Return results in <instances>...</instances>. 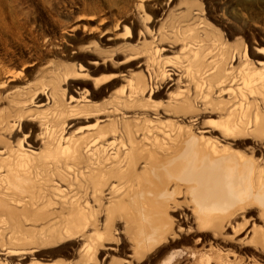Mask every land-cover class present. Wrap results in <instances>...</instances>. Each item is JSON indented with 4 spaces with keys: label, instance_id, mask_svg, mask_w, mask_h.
Listing matches in <instances>:
<instances>
[{
    "label": "rangeland",
    "instance_id": "374dc122",
    "mask_svg": "<svg viewBox=\"0 0 264 264\" xmlns=\"http://www.w3.org/2000/svg\"><path fill=\"white\" fill-rule=\"evenodd\" d=\"M262 2H264V0H0V134L1 132L3 134L5 132L9 133L8 136H6L7 134H1L3 136L0 135V144L3 141L0 145V153H4L3 156L0 155V170H6L8 169V167H10L11 170V168L17 166L20 170L19 172V170L17 169L19 173H9V170L8 173L11 175L5 172L4 175H9H7L8 177L4 176L5 179H10L11 181L9 182V180H7L9 188L7 191L5 190V193L10 192L11 196H14L15 193L16 196H19L21 199L16 196H14V199L19 198V200H26V203H28L27 206L30 207V210H34V208H36V206L31 207L29 204L32 196L36 195L35 192H38V194L36 195L38 199L40 196H44L41 195V192L46 191L45 189L49 188V186H57L58 182L61 185H58L59 188L55 187L57 192L56 194H54V192L52 191L54 188H49V190L52 191L49 192L51 198H55L53 199V203L55 202L56 198L59 201L61 200L60 198L63 196L62 193L65 195L64 189H67L65 196H70L74 192H78L79 194H77L81 195V192H83V187H81V185L84 186L83 184L86 183L89 175V171L86 169L85 164L83 165L81 163L84 160V156L82 155L85 154L83 144L85 143L84 141L86 140V138L84 136L85 134L89 133H91L89 136L93 135L98 130V126H102L109 120L110 121L108 122V126H110V124L115 119V123H113L116 126L120 125L119 122H121L123 119L120 118V114H123V111L120 110L121 113H117L118 110L112 111V108H110L114 106L113 104H115L116 101L117 103L115 105H118L119 102L126 100L128 102L130 100V104H134V101H139V104L135 103L138 104L135 105V107L133 105H128V107H134V109L127 108L125 110V113L122 115L123 117H125L126 115L130 117L131 119H129L133 121L134 124L136 123V126H138L139 124V127H142L143 122H145L144 120L150 121L151 119H154V121H150L152 124L155 122V125H158L160 128L164 127V129L166 130L165 132V130L162 129L164 130L163 133L161 130V132L153 130L155 132V134L153 135L147 132L146 129L141 130V133L138 132L135 135V140L143 142L144 138L145 141L143 142V144H147L145 142L150 143V140H148L149 137L152 138V136H155L156 133H158V135H156V138L162 140L163 142L166 141L163 139L166 137V134L170 133L169 130H171L170 134L177 132L173 130L174 128L168 129L167 127V125L169 126L171 125V123L174 124L173 121L177 123V126L179 124L180 126H183L182 122L184 126H187L188 123L190 125V121H192L191 112H189L188 110H177L176 112L174 110V106L176 107V104L178 105L185 98H188L185 97V92H187L189 98L194 96V93H196L198 89L195 86L197 83L203 82L206 77H208L209 80L206 79L208 81L205 80V83H208L212 79L217 78L220 75V70L224 69V67L225 69H228V67H230L231 69L233 68L236 73H239L238 70H240L243 67V64H246L247 62H250L253 68H264V7H262L261 5ZM256 4L258 5L256 6ZM160 39L162 41H160ZM159 48L162 51H160ZM258 52H261V54H259ZM196 53L198 54V57L194 55ZM245 53H247V55H245ZM199 54H201L200 57ZM149 55H152L154 59H156L157 63L154 62L155 60L152 59V56L150 57ZM193 58H197V60H194ZM201 58H204V60H201ZM190 61H194V64H191L192 62L189 63ZM219 62H223V64H220ZM155 63L156 65L158 64V66L159 64H161L159 66V70L164 63L165 69L163 67L161 68L162 70H168L171 68L170 66H177L180 69L181 73L186 74H181L183 78H181V75H179V78L175 76L170 77V79H175L173 82L174 85L168 87L165 90L166 93L165 91H161V93L163 94L160 93L152 95L150 96V99L148 95H145V93L141 94L143 95L142 98L139 95L140 93L135 94L134 97V94L132 92L137 85L136 82H138V84L144 81L148 82L147 80H149L150 70L158 68V66L156 67ZM206 63L208 64L207 66H205ZM228 63H231V65L233 66L231 67ZM180 64L185 66H188L190 64L192 66H190L191 69H189L190 67L188 66L186 70V68ZM180 66H182L183 69L180 68ZM212 69H214L215 71ZM201 71L202 74H199L201 73ZM205 71H207L206 74ZM176 73L179 74L180 72ZM203 74H205V78L204 76L201 77V75ZM142 76H144V78ZM195 76H197V78ZM194 78L199 79L195 80ZM137 79H140L141 82L140 80L137 81ZM191 79L193 80L191 81ZM156 90H158V88ZM206 90V88H203L202 92H204L203 94L208 93V99L214 98L226 100L227 96L229 97V92L227 94H221L222 96H217V88L213 89L212 91L207 90L210 93ZM205 91L207 93H205ZM127 92H129V94ZM182 92H184L183 94L185 95L180 96ZM197 92L202 94V92H200L199 90ZM130 93L136 100L131 99L132 97L129 96ZM123 96L125 97V99L120 100L119 98H124ZM55 98L57 100H55ZM140 98L145 101H142ZM169 98L171 99L169 100ZM176 98L178 99L176 100ZM179 98L180 102L177 103ZM147 99L151 100L149 101L151 103H147ZM55 101L60 102L59 104H54L56 103ZM152 101L154 102L152 103ZM110 102L112 106H108ZM145 102L149 104L148 106H151L150 108L153 110H151L149 107H146L147 105L144 104ZM158 103H162V109L159 107V109L156 110L152 107V104ZM170 103L175 105H170ZM141 104L143 107L140 106ZM58 105H60V107ZM102 105H104V107L108 109H106V112H104L105 110L103 109L104 107ZM198 105L200 104L198 103ZM144 106L148 110L145 109ZM82 107L83 109H81ZM163 107L170 110L167 109V111ZM96 108L100 109V111H98ZM102 109L104 111H102ZM20 111H23L24 113H19ZM38 111L41 113V115L40 113L38 115ZM163 111H167V113ZM110 112H113L111 113L112 115L110 114ZM161 112L168 115L165 116ZM182 112H184L185 114ZM216 112H218L216 113V116H202V121L204 120L208 122L206 126H204L205 128L203 129V132L210 131V128L218 129L215 126L207 127L209 123H216L219 121L218 117H222V115L219 114V111L216 110ZM171 113L172 117L169 115ZM16 114H18L19 116ZM177 114L178 117H176ZM36 115V119L39 120L35 119ZM59 115L61 118L59 117ZM70 115L71 118L69 117ZM105 115L108 117L111 115L112 119L106 120ZM14 116H18L17 121ZM111 116L109 118H111ZM32 117L33 119H30ZM142 117L144 118V120ZM183 117H186V119ZM19 118L21 122L18 121ZM43 118L48 119L44 120ZM57 119L60 120L61 123H58ZM118 119H120L121 121H119ZM34 120L37 122H35ZM40 120L43 123H47L44 124L46 125V127ZM142 120L143 122L141 124ZM176 120L181 123L178 124ZM10 121H13V123L16 125L14 126V124ZM25 121L27 122L25 123ZM62 121L66 124L62 125ZM101 121H104V123L100 124ZM116 121H119L118 125ZM4 122H6V127L4 126ZM2 123L4 124L2 125L4 127H1ZM52 123H57V127H54L55 130L50 128ZM164 124H167L166 127ZM40 125L44 126L45 128L41 127ZM63 126L65 130H63ZM105 126H107V123ZM6 128L9 129H7L6 131ZM41 128L43 129V131ZM61 130H63L64 133H62ZM41 131L45 135H43ZM51 131H53V134H55V137H52L53 139L50 136V134L52 135V133L47 134ZM54 131H56V133ZM167 131H169V133ZM159 133L163 134L164 138H159L161 136ZM114 134L115 133L111 132L110 135H108V137H105L104 140H106V138L107 140L117 138L118 140H116V143L119 142V147H122V149L126 148L122 145L126 141L121 137L118 138L119 135L116 136L117 133L115 135ZM148 134L150 136H148ZM174 135H172V138L177 136V134L176 136ZM202 135L206 138L215 137L219 139V135L216 133H205ZM44 136L45 138L48 137V140L46 139L44 142H42L44 140ZM89 136H87V138ZM54 138L56 141L54 140ZM170 138L171 136L167 135V141ZM7 139H9V141ZM88 139H90V137ZM77 140L79 144L77 143ZM52 141L54 142V146L48 145L52 143ZM79 141H81V144ZM120 141H123V143H121V146ZM47 142L48 144H46ZM14 143L15 145L20 144V146L22 144V147H20L19 145L15 146ZM220 144L226 145V143L223 142H220ZM9 145L14 147V149L12 148L10 150ZM75 145L76 147H78L76 148ZM147 145L149 146L150 144ZM51 146L54 147L52 150L53 153L51 152ZM252 146L253 144L249 141L239 140L237 144L232 147V149L239 153L249 154ZM23 147L26 150H22L21 148ZM45 147L46 149L48 148L46 154ZM55 147L57 151L54 152ZM71 147L74 148L72 149ZM6 148H8L9 150H7ZM68 148L70 149L68 150ZM15 149L17 150L16 152H18L15 154V156L17 155L18 158L13 155L14 157H12V159L10 160V157L8 156H12L11 153H14ZM18 149H21V151L23 152ZM60 149H62L63 152ZM71 149L73 150V152ZM12 150L14 152H12ZM27 150L32 151H28L29 157L31 156L29 160H27L29 158L27 156L28 152L26 153ZM125 150L126 149H124L123 151ZM56 152L58 154H56ZM59 152L63 153L61 154L62 157L65 155L62 162V158L59 160ZM79 152H81V155ZM6 153L10 154L7 155ZM30 153L35 154L36 156L34 157ZM5 154L9 159L5 157ZM19 154L22 155L19 157ZM48 154H50L51 156H47ZM54 154H56L57 156ZM41 155L45 156L43 157ZM69 155H73L74 157L71 156V158ZM78 156H82V159H80ZM33 157L35 159H32ZM36 157L38 158L36 159ZM23 158H27L25 159L26 161L23 160ZM41 158L43 159V161ZM48 158H50V160ZM15 159L16 161L18 159V163L16 162L17 165L15 163ZM47 159L49 161H47ZM55 159H57V161H55ZM65 159L66 161L64 164L63 162ZM77 160H80L79 168H76V165L78 167V163L76 164V162H78ZM10 161L13 162L9 164ZM19 161H22L23 165ZM27 161L28 163H26ZM50 161L52 163L55 161L52 165H54L56 169L55 167H51ZM73 161L76 162L74 163ZM3 162L4 165H2ZM5 163L8 165H6ZM60 163H62V165ZM142 163L144 162L139 163L141 167L138 164V170H143L142 166L146 167V165H143ZM58 164H60V166H57ZM26 165L28 168L26 167ZM4 166H6V168ZM41 166L43 167L41 168ZM44 166H46L45 168H47L48 171L46 169L45 171H47L48 173H50L49 168H53L54 172H57L58 170L59 172L65 171L63 172L65 174H63L62 172L59 174L58 172L57 176L56 173L51 170L50 175L52 174L51 177H53V179L51 180L50 175L47 174V172H44ZM30 167L32 168V172L35 171V174L32 175ZM37 167L39 168L36 172L35 169ZM59 167L62 169L60 170ZM24 169L28 170V173ZM66 170L67 172H70H68L67 174ZM75 170H77V172L79 173L77 174ZM1 171L0 177L3 176V172ZM37 173L39 175L41 173L40 176L43 175L44 177L45 174L43 173H46L48 177H45L46 179L41 178L39 175L37 176ZM53 173L56 176H54ZM74 173L78 175L79 180ZM29 174L31 175V178ZM61 174L65 175L66 177L62 176ZM34 176H37L38 178ZM4 177H1L0 179L3 181ZM49 178L50 180H48ZM61 178L63 180H60ZM66 178L67 181H69V190ZM113 179L115 178L110 179L109 183H113L115 185L114 186L112 184L114 186V189H118V192L117 194H114V200H112V196V199L110 198V196H106L108 200L110 198V202H115L116 199L118 201V197H120L119 192L124 188L122 185H125L120 182H123V180L119 181L117 178L115 180ZM45 180L47 181L46 185L42 184L41 182L43 181V183H45ZM53 180L57 181V185L56 181L54 183ZM4 181L3 183L6 184L7 182ZM62 182L64 185L62 184ZM77 182H79L80 184H78ZM48 183L50 184L49 186H47ZM75 183L76 185H79L78 187L80 188L75 186ZM180 183L183 184V182ZM15 184H17L18 186ZM41 184L42 187L44 185V188H42L44 190L40 189ZM65 184L67 187H65ZM14 185L15 190L14 187H11ZM19 186H21V189ZM116 186L120 187L121 190L120 188H116ZM60 187L62 189H60ZM80 189L82 191H80ZM10 190L13 192H11ZM14 191L19 193V195H17V193ZM29 191H33L34 194L32 192L30 193ZM27 192L29 195H31V199L30 196L29 198L27 197ZM58 193L62 196L58 195ZM52 194H54L55 197L52 196ZM2 195H0V197H2ZM4 195L10 196L9 194ZM11 196L5 198L3 197V199L0 198V222L2 221L0 224H3L4 216L6 215V218L4 220L5 226L0 225V231L2 229H5V231L2 230L5 235H3V232L1 231L2 236H0V238H5V236H7V239L5 238L4 240H0H6V242L8 240V243H13V245H9L8 243L5 244L7 246L9 245V247H11V250L3 244L5 242H0L5 246V248L10 250L9 252L14 249L12 248L13 246H16L15 250H13L14 252L16 250L19 251V249L21 248L18 247H23L25 245V243L24 245H22L23 243L21 244V242H24V240L26 241V243L28 241L31 242V240L34 241V239H38L40 241V239L42 240L43 238H45L43 240L48 241L46 240V238H49L50 240V237L56 236L57 238V236H59L58 232H60L63 228V225H60L61 227L59 226L57 228L59 220L56 217L59 216H56V214L58 212L60 213L59 205L57 206L53 204L54 207L56 206L55 209H57L58 212L56 210L55 212H45L46 209L48 210L49 206L51 208H49L51 211L54 210V208H52V204L47 205L46 203L45 205L47 206L44 205V207L42 205V202L44 203L45 200L43 198L45 197H41L40 199L42 200L39 201L41 202V205L39 202L37 203L39 204V207H44L45 210L42 211L43 208L41 210L38 209L39 207H37L34 212H31L28 209L29 211L27 210V216V213H24L21 208H17V206L20 207V202L18 201V203L15 200L16 203H14L15 201ZM21 196L23 197V199ZM36 197L34 198L35 200H37ZM178 197V200L184 206H186V204L189 202V200L187 198H184L183 195H180ZM7 198H10V204H8L9 201H5L7 200ZM109 201L107 202V199L104 200V207H107L106 211L110 204H106L105 202L109 203ZM5 206L9 207V209H6ZM188 209L192 210L190 206H188ZM19 211H21L20 215L24 214V217H22L23 215L17 216L20 213ZM35 211H37L41 216L39 217V214L36 212L37 214L35 216H38V219L32 217L33 221H31L30 218L29 220L32 222V224L34 222V219L35 221L37 220L34 223L37 224H35L37 227L39 225L38 228H36L34 224H29L30 222L28 220L29 212L30 216H34L33 214L35 213ZM44 212L46 214H44ZM115 212L118 214L122 213V215H114L116 214ZM47 213H52V219L50 217L47 218ZM53 213H55V218L53 216ZM43 214L45 217L43 216L42 218ZM107 214L109 216L112 215L113 219H115L114 216H117L115 221L117 225H115L116 223L114 222V233L116 235L114 236V241L107 245V247L111 249L104 250L100 256L96 257L97 259H92L93 261L91 259V261L89 259H86L87 261L84 259L81 260L80 256L83 253L81 251V241L83 240L80 241L82 237L80 238V236H77L75 237L76 239L74 237H72L71 239L69 237V240L62 239L63 242L61 240V243L59 242L55 246L54 244L49 245V247L46 246L47 249H45L44 247V254L35 256L32 259H24V261H22V264H91L90 262H92V264H264V213H261L260 211L258 212V210L252 213L238 210L234 214V216H231L232 218L230 217L228 220H224V223H222V226L220 228L213 226V224H208V226L206 224L205 226H203L204 228L201 227L200 229L198 227L199 224L195 223L197 221H195L193 218L192 221L188 223H182L179 221L181 220V216L180 219L179 216H174L173 220L176 219L174 221H177L178 219L180 224L178 223L176 226V224L174 223V227H172V230L174 229V231L170 230L172 231L170 233L167 231L169 234H164L163 237H161V242L159 241L156 244H152V246H149L151 243L149 244L148 242H140L135 235H130L127 233V231L125 230L126 225H123L125 224V221L123 220L125 217L123 216L125 215V212L123 210H114V212L112 210V212H110L111 215L109 213ZM186 214L191 217V211L186 212ZM105 215L106 213H103L100 216V220H104L105 222L104 218L108 216ZM26 216L27 218H25ZM20 217H22V219ZM118 217H121V221L117 220L120 219ZM23 218L26 221L28 220L29 222H21V225L25 223L24 225L26 227L24 225L21 226L19 223V220H24ZM53 219H56L55 221L57 225L55 221L51 222ZM59 219L61 218L59 217ZM38 220L46 222H41L40 224ZM17 222L18 224H16ZM47 222L48 224L51 223V225L52 223H55L52 225V228H49L51 229L50 231L47 230L50 226V224L48 225ZM7 224L12 227L8 226ZM15 224L19 226V229H22L20 227H24L27 229V227L30 226L31 228L33 226V229H38V234L35 233L36 230L34 229L33 231L32 228H29L27 230L23 229L25 231L23 232L22 230H19ZM42 227L44 228L43 232ZM53 227H55L56 229ZM45 229L49 232H47ZM17 230L19 231L17 232ZM29 230L32 231V233H30ZM52 230L54 236L51 233ZM9 231H12V233L16 232V234H14H18V236H14L12 233V236H10ZM26 231H29L30 235L28 233L26 235ZM45 231L48 234L43 235ZM54 232L56 233V235ZM33 233H35L36 235H34ZM24 234L26 235L25 239H23ZM19 235L21 236L19 237ZM28 235L31 236V238H29ZM47 235H49V237ZM19 238L23 240H20ZM259 238H263V240H260ZM16 239L18 240L17 242ZM54 239L55 237L51 238L50 242H52V240ZM65 240L67 242H65ZM15 242L18 243V246ZM2 245H0L2 248V250L0 249V260H2L3 263L4 261L7 262L4 264H19L18 260L21 259V257L20 255L18 256V254H16L17 252H15V254H13L14 252H8L12 256L6 252V259L9 262L5 259V255L3 254H6L5 250L7 249H5Z\"/></svg>",
    "mask_w": 264,
    "mask_h": 264
},
{
    "label": "bare ground",
    "instance_id": "6f19581e",
    "mask_svg": "<svg viewBox=\"0 0 264 264\" xmlns=\"http://www.w3.org/2000/svg\"><path fill=\"white\" fill-rule=\"evenodd\" d=\"M161 39H160V41L163 40V39L162 40ZM160 51H162V50L160 49ZM164 51H166V50H164ZM258 53L261 54V52H258ZM194 55L196 57H198L197 53ZM200 55L201 54H199V57H200ZM245 55H247V53H245ZM151 58L154 59L153 56ZM191 59H192V57H191ZM154 60H155L154 62L157 63L156 59H154ZM194 60H197V58ZM201 60H204V58L203 59L201 58ZM223 60H225V59H223ZM154 62H151V63H154ZM191 62L192 61H190L189 63H191ZM193 62L191 64H194ZM156 63H155V65H156ZM221 63L223 64V62H221ZM220 64H218V65H220ZM228 64H230L231 67L233 66V65H231V63H228ZM228 64H227V66H228ZM160 65L161 64H159V66ZM180 65H182V64H180ZM207 65L208 64L206 63L205 66H207ZM149 66H151V65H149ZM157 66H158V64L156 65V67ZM159 66L157 69H155L153 67L154 70H150L149 80H147L148 82H146V81L141 82L140 79L139 80L141 83L138 84V82H136V84H137L136 87L133 89V92L131 91L134 94V97H135V94L140 93L139 95L142 98L143 95H141V94L145 93V95H148V97L150 99V96L155 95V94H160L161 91L163 92L168 87H171L172 85H174L173 82L175 79H170V77L175 76V77L179 78L180 77L179 75L186 74V73H181L180 69L177 66L176 67L170 66L171 68L168 70H164L165 69L164 63L162 65V67H160V70H159ZM182 66L185 67L187 70V67L188 66L190 67L192 65L189 64L188 66H185V65H182ZM182 66H180V68L183 69ZM163 67H164V69L162 70L161 68H163ZM229 68L230 67H228V69H225V67H224V69L220 70V75L217 78L212 79L208 83L207 82L205 83L204 81L206 79H208V77H206L204 75L209 70L208 69L207 71H205V74L201 75V77L202 76H204V78L206 77L205 80L203 82H199L195 85L198 88L197 91L199 90L200 92H202L203 88H206L207 90H210V91L217 88V92H216V93H218L217 96H219L223 93L227 94L229 92L228 93L229 97L227 96L226 100H220V99H214V98L208 99L209 95H207L208 94L207 92H209V91H207V90H206L207 92L205 91V93H207V94H203L204 92H202V94H201L195 90L196 93L193 92L194 96H192L193 94L191 93L192 97H190V98H189V95L187 94V92H185V94H186L185 97H188V98H185L184 100L181 99V100H183L182 102H180V98H179L177 103L180 102V104H178V105L176 104V107L174 106V110L176 112H177V110H180V111L188 110L192 114V117H191L192 121L188 120V121H190V125L188 123L187 126H184L183 122H182L183 126H180L179 123H181V122H178L177 120H176V122H178V124H179L178 126H177V123H175V121H173L174 124L171 123V125H169V126L167 124H164L165 127L167 125L168 129L174 128L173 130L177 131L176 133L174 132L175 135H174V133L170 134L171 130H169L170 133H169V131H167L169 134L165 135L166 139L163 137V134L159 133L162 136V137L160 136L159 138H164L163 140H166V141H167V135L171 136V138L167 142L166 141L163 142L162 140H159L158 138H156V135H158V133H156L155 136H152V138L149 137L148 140H150V143L145 142L147 144H150L149 146L147 144H143V142L145 141L144 138H143V142L135 140V135L138 132H140L141 130L146 129L147 132H149L153 135V134H155V132H154L155 130H157L159 132L162 131V133H163L165 129H164V127L160 128L158 125H155L154 124L155 122L152 124L150 121L151 120L154 121V119L150 118L151 120L149 119L150 121H148V120H144L143 117L142 118L145 122H143V120H142L141 124L143 122L144 127L143 126L139 127V124H138V126H136V123L134 124L133 121L130 120L131 119L130 117H128L126 114H125L126 116L124 115L125 117H123L122 115L125 113V110L127 108H130V106L128 107V105H131V106L133 105L135 107V105L139 104L138 103L139 101L138 102L134 101V104L133 103L130 104L131 103L130 100H129L130 103L127 100L121 101V102L118 101L119 104L115 105L117 103V101H116V103L113 104L114 106L110 107V108H112L111 109L112 111L118 110L117 113H121V111H123V114H120L121 115L120 118L121 119L123 118L122 121L120 119H118L119 121H121V122L118 121L120 125H118L117 121L116 122H117L118 126H116L114 124L115 123L114 121L116 120L115 119L116 115H115L114 116L115 120L113 121L114 123L110 122L111 124H110V126H108V122L110 121L109 119H112L111 113H113V112H110L111 118H109L110 116L108 117L105 115L106 120L108 119L109 121L105 122V124H103L102 126H98L99 125V123H98L97 126L99 128L96 127L98 130L96 129L97 131L96 132L94 131L95 133L93 135L89 136L91 134L89 132H88L89 134L84 133L85 134L84 137L86 138V140L89 137H90V139H88L86 141L84 138L85 143L83 144L84 145L83 148H84L85 154L82 153V154H84V155H82V156H84V160L81 163L83 165L85 164L86 169L89 171V175H88V178L86 177L87 181L85 184H83L84 186L81 185V187H83V192H81L82 194L78 195L79 193L76 191L78 194L74 192L70 196L69 195L65 196L67 189H64L65 192L63 190L62 191L65 193V195L62 193V195H63L62 196L61 194L58 193V195L62 196L60 198L61 200L59 201L56 198L57 201L55 200V202L53 203V201H54L53 199H55V198H53V197L51 198V195L49 194V192L53 191L54 194H56L57 192H56L55 187H58V185L60 186L61 184L58 182V185H57V181L55 180L57 186L53 185L54 186L53 187V186H49L50 185L49 184L50 182H49L47 186H49V188H54L55 191H54V189L51 191V190H49V188L45 189L46 191H43V192L40 191L42 193L41 195H44V196H40V194H39L40 197L38 196L39 197L38 199H40L41 197H45V198H43L45 200L44 203L42 202L43 206L45 205V203L47 205L48 204H52V205L54 204L57 206L59 205V209H60V213H59L57 211V209H55L56 206L54 207V205L52 207V208H54V210H52V211L50 210L51 209L50 206L48 207V210L44 209V207L47 205L42 207L43 208V210H42V208L39 207V204L37 203V202L42 200V199H40V200L37 199L36 195L38 194V192L37 191L35 192L36 195L35 196L33 195L32 199H31V195H29L27 192V197L29 198V196H30V199H31V201H29L30 206L31 207L36 206V208L39 207L38 209H41L42 211L45 210V212L46 211H48V212L54 211L55 212V210H56L59 213V214L57 213L56 216H59L61 218V219H59V217H56L59 220L57 228L60 225H63V228L61 230L62 232L60 231L61 233L58 232L59 236H57V238H56V236L53 235V230L51 231L52 235L55 237V239L52 240V242H50V240H51V238H54V237H50V240H49V238H46V240H48V241L43 240L45 238H43L42 240L40 239V241L38 239H36V240L34 239V241L31 240V242L27 240L28 241L27 243L25 240H24V242L20 241L21 244L23 243L22 245H24V243H25V245L23 247L22 246L18 247V248H21V249H19V251L18 250L15 251V252H17L16 254H18V256L20 255V257H21V259L18 260L19 261L18 263L22 264V261H24V259H28V258L32 259L35 256H39V255L44 254L43 249H44V247H45V249H47L46 246L49 247V245H51V244H54V246H55L62 239H68L69 240V237L71 239L72 237L75 238L77 236L78 237L80 236V238L82 237L80 239V241L83 240V241H81L82 242L81 251L83 252L80 256L81 260L82 259H84V260H86V259H89V260L90 259L91 260L97 259L96 257L100 256L104 250L111 249V248H108L107 245H109L111 242L114 241V236L116 235L114 233L115 232L114 222L116 221L117 216H114L115 219L112 218V215L110 214V212H112V210H113V212H114V210H119V211L123 210L125 212V215H123V216H125L123 219L125 221V224H123V225L124 226L126 225L125 230L127 231V233L130 235L131 234L135 235L140 242H144V243L148 242L149 244L151 243L149 246H152V244L158 243L164 234H167L168 232L170 233V232L174 231V229L172 230V227H174V223L177 226L179 221L182 223H188V222L192 221V218H193L195 221H197L195 223L199 224L198 227L200 229H201V227L205 226L206 224H207V226H208V224H213V226L220 228L222 226V223H224V220H228L231 216H234V214L238 210H243L244 212H247V213H252V212L258 210V212L260 211L261 213H264V68H261V69L253 68L250 62L243 64V67L240 70H238L239 73H236L233 70V68L232 69L231 68L229 69ZM189 69H191V67ZM189 69H188V71H189ZM203 69H204V66H203ZM212 70H214V69H212ZM202 71L199 74H202ZM176 72H180V73L177 74ZM142 77L144 78V76H142ZM195 77L197 78V76H195ZM198 77H200V76H198ZM181 78H183V76ZM196 78H194V79L195 80L199 79V78L198 79H196ZM139 80L137 79V81H139ZM192 80L193 79H191V81ZM202 80H200V81H202ZM208 80H206V81H208ZM157 88H158V90H156ZM127 93L129 94V92H127ZM165 93H166V91H165ZM183 93L184 92H182L181 95L180 94H178V95H180V96L185 95ZM161 94H163V93H161ZM189 94H190V92H189ZM129 96L132 97L131 98L132 100L133 99L136 100L135 98H133L131 93ZM119 99L124 100L125 97L119 98ZM140 99H138V100H140ZM149 99H147L148 100L147 103L149 101H151ZM170 99L171 98H169V100ZM177 99L178 98H176V100ZM55 100H57V99L55 98ZM142 101H145V100H142ZM59 102H56L54 104H59ZM153 102L154 101H152V103ZM135 103H138V104H135ZM147 103L145 102L144 104L147 105L146 107L150 108L151 106H148L149 104H147ZM149 103H151V102H149ZM198 103L200 105H198ZM109 105L112 106L111 102H110V104H108V106ZM170 105H175V104L170 103ZM58 106L60 107V105H58ZM102 106L104 107V105H102ZM140 106H142V104ZM168 106H169V104H168ZM103 107H101V108H103ZM134 107H131L130 109H134ZM146 107H145V109H147ZM152 107L157 110V109H159V107L160 108L162 107V103L152 104ZM93 108H94V106H93ZM163 108H165V107H163ZM81 109H83V107ZM103 109H102V111H104V112H106L108 110L106 107H104ZM130 109H128V110H130ZM172 109H171V112H172ZM97 110L100 111V109H97ZM151 110H153V109H151ZM168 110H170V109H168ZM216 110L220 112L219 114L222 115V117H218V119H219L218 122L209 123V125H207V127H210V126L214 127L215 126L218 129L210 128V131L203 132V129L205 128L204 126H206V124L208 122H206L204 120L202 121V116L203 115H207V116H214L215 115L216 116V113H218V112H216ZM167 111L166 112L163 111V112L167 113ZM41 112H43V111H41ZM85 112H86V110H85ZM163 112H161L163 115H165V116L168 115V114L166 115ZM19 113H24V112L20 111ZM39 113L40 112L38 111V115H39ZM182 113H184V112H182ZM16 115H18V114H16ZM21 115H23V114H21ZM40 115H41V113H40ZM44 115H46V114H44ZM72 115H74V114H72ZM155 115H157V114H155ZM169 115L172 117V113ZM18 116L17 117L14 116L16 118V121H17ZM26 116H28V115H26ZM26 116H24V117H26ZM33 117H34V115H33ZM33 117L30 119H33ZM59 117H60V115H59ZM69 117L71 118V115ZM176 117H178V114L176 115ZM21 118H22V116H21ZM36 118H37V115H36L35 119ZM183 118L186 119V117H183ZM220 118H221V120H220ZM45 119H48V118H45ZM66 119H65V122H66ZM146 119H148V118H146ZM36 120H39V119H36ZM2 121H7V120H2ZM18 121L21 122L20 118L18 119ZM63 121H62V125L66 124V123H63ZM96 121H98V120H96ZM104 121H101L100 124L104 123ZM26 122L27 121H25V123ZM35 122H37V121H35ZM11 123H13V121ZM45 123H43V125ZM53 123H54V121H53ZM53 123L51 124V127H50L52 129H54V127H57V125H56L57 123L56 124H53ZM58 123H61L60 120H58ZM95 123H97V122H95ZM106 123H107V126H105ZM146 123H147V125H146ZM4 124L2 123L1 127H4V126L6 127V122H4ZM2 125H4V126H2ZM15 125L16 124H14V126ZM23 126H24V124H23ZM44 126L46 127V125H44ZM44 126H41V127H44ZM48 126H49V124H48ZM9 128H6V131ZM61 128H62V126H61ZM1 129H3V128H1ZM162 129H164V130H162ZM56 130H57V128H56ZM63 130H65L64 126H63ZM63 130H61L62 133H64ZM42 131H43V129H42ZM42 131H41V133H42ZM54 132L56 133V131H54ZM111 132L115 133V134L117 133L116 136L119 135L118 138L121 137V138H123V140L126 141L124 143L125 145L122 144L126 148L122 149V147H119V145H118L119 142L116 143L117 142L116 140H118L117 138H113L112 140H110V139L107 140V138H106V140H104L105 137H108V135H110ZM165 132H166V130H165ZM50 133H52V135ZM205 133L206 134H210V133L215 134L216 133L219 135V139L215 138V137L212 138V137H210L211 135L209 136L210 138H206L202 135ZM1 134H3V133L1 132ZM5 134H7L6 136H8L9 133L5 132L3 135H5ZM47 134H50L51 138L55 137L54 136L55 134H53V131H51ZM143 134H144V132H143ZM176 134H177V136H176ZM3 135H1V136H3ZM43 135H45V134H43ZM86 135L89 137L87 138ZM172 135H174L176 137L172 138ZM12 136H13V134H12ZM148 136H150V135L148 134ZM146 137H147V135H146ZM47 138H45V136H44V140L42 142H44ZM9 139H11V138H9ZM9 139H7V140L9 141ZM62 139H64V138H62ZM79 139H80V137H79ZM54 140H55V138H54ZM78 140H77V143H78ZM239 140L249 141L250 143L253 144L249 154L239 153V152H236L235 150L232 149V147L234 145H236ZM53 141H52L53 144L52 143L48 144V142L46 144L54 146ZM68 141H69V139H68ZM81 141H79L80 144H81ZM2 142H1V144H2ZM62 142H63V140H62ZM220 142L226 143V145L225 144H224L225 146L221 145ZM17 143H18V141H17ZM121 143H123V141L122 142L120 141V146H121ZM60 144H62V143H60ZM14 145H15V143H14ZM18 145L20 146V144H18ZM18 145H15V146H18ZM10 146L11 145H9L10 150L12 148L14 149V147H12V146L10 147ZM20 147H22V144ZM47 147H49V146H47ZM75 147H76V145H75ZM23 148H21V149L26 150L25 148L24 149ZM53 148L54 147L51 148V152H52ZM76 148H75V151H76ZM79 148H80V145H79ZM6 149L9 150L8 148H6ZM16 149H15V152L12 150V152H14V153H11L12 156L9 155L10 153H8V154L6 153L7 155H9L8 157H10V160L12 159V157L15 156L16 153H18V152H16L17 151ZM21 149H18V150L21 151ZM45 149H46V147H45ZM47 149L45 151V154L47 152ZM69 149L70 148H68V150ZM81 149H82V147H81ZM124 149H126V150L123 151ZM3 150H5V149H3ZM60 150L62 151V149H60ZM20 151H19V153H20ZM28 151L29 150H27L26 153ZM55 151H57L56 147H55L54 152ZM21 152H23V151H21ZM29 152H32V151H29ZM29 152L27 155L28 157H29ZM72 152H73V150H72ZM79 153L81 155V152H79ZM6 154H5V157L7 158ZM24 154H25V151H24ZM30 154H32V153H30ZM40 154H41V152H40ZM56 154H58V153L56 152ZM56 154H54V155H56ZM61 154H63V153H60L59 160L62 158V160H61V162H62L65 155L62 157ZM64 154H66V153H64ZM75 154H73V155H75ZM0 155L3 156L4 153L1 152ZM21 155L22 154H19V157ZM32 155L34 157L36 156L35 154H32ZM73 155H71V156H73ZM41 156L44 157L45 155H41ZM47 156H51V155L48 154ZM15 157L18 158L17 155ZM22 157H24V156H22ZM30 157L28 159L23 158V160H25V159L29 160ZM34 157L32 159H35ZM81 157H79V158L82 159ZM37 158L38 157H36V159ZM53 158H55V157H53ZM79 158H75V159H79ZM7 159H9V158H7ZM48 159L50 160V158H48ZM48 159H47V161H49ZM2 160H4V159H2ZM13 160H14V158H13ZM0 161H1V159H0ZM17 161H18V159H17ZM17 161L15 159V163ZM25 161H24V163H25ZM42 161H43V159H42ZM45 161H44V164H45ZM55 161H57V159H55ZM65 161H66V159L63 162L64 164H65ZM79 161L78 162L73 161L74 163L76 162V164L78 163V167L76 165V168H79ZM12 162L13 161H10L9 164ZM19 162H21V164H22V161H19ZM36 162H38V161H36ZM140 162H144L142 164L146 165V167L142 166L143 170L140 169L141 171L138 170V168H137V167H139ZM17 163H16V165H17ZM26 163H28V161ZM53 163L52 162L50 163L51 167H55L54 165H52ZM60 164L62 165V163H60ZM60 164H58L57 166H60ZM64 164H63V166H64ZM2 165H4V162ZM6 165H8V164H6ZM18 165H20V164H18ZM4 167L6 168V166H4ZM26 167H27V165H26ZM42 167L43 166H41V168ZM45 167L46 166H44V172H47L48 170ZM140 167H141V165H140ZM38 168L39 167H37L35 169L36 172H37ZM65 168H66V166H65ZM17 169H18V166L11 168V170H10V167H8V169H6L7 171L2 169V171L0 170L1 172H3V176H1V177L7 176L10 172L16 173V172H18ZM30 169H31L32 175L35 174L34 170H33L34 172H32L31 167H30ZM45 169L47 171H45ZM55 169H56V167H55ZM61 169L62 168H60V170ZM24 170H26V169H24ZM49 170H50L49 171L50 173H51V170H53V172H54L53 168L52 169L49 168ZM8 171H9V173H8ZM27 171L28 170H26V172ZM75 171L77 172V170H75ZM5 172L8 174L4 175ZM19 172H20V170H19ZM58 172H59V170L57 172H54V173H56V175H57ZM61 172H59V174ZM63 172H65V171H63ZM66 172H67V170H66ZM68 172H70V171H68ZM68 172H67V174H68ZM41 173H40V175H41ZM50 173L47 172V174H49V175H50ZM54 173H53V175L56 176ZM78 173L79 172H77V174ZM21 174H23V173H21ZM21 174H19V175H21ZM43 174H45V177H48V175L46 173H43ZM63 174H65V173H63ZM74 174L76 175V173H74ZM1 175H2V173H1ZM9 175H11V174H9ZM38 175L39 174L37 173V176ZM51 175H50V178L52 180L53 177H51ZM17 176H18V174H17ZM29 176L31 178L30 174H29ZM37 176H34V177H37ZM62 176L66 177L65 175H62ZM76 176L78 179V175H76ZM76 176H75V178H76ZM40 177L46 179L43 175ZM26 178H29V177H26ZM50 178L48 180H50ZM112 178H115V179L117 178L119 181L123 180V182L122 181H120V182L122 184H125V185H122L124 187V188L122 187L123 190H121L120 187L116 186V188H120L121 191L119 192L120 195L118 194L120 196V197H118L119 198L118 201L116 199L115 202L109 201L111 196L113 198L115 196L114 194H117V192H118V189H114L115 185L112 182L111 183L114 186L109 183V180ZM115 179H113V180H115ZM4 180H6L5 177H4ZM7 180H9V182H11L10 179H7ZM7 180L4 182H7ZM60 180H63V179L61 178ZM60 180H58V181H60ZM3 181L0 179V195H2V194L3 195L4 194L10 195V192L5 193V190L7 191L9 188L8 182L6 183L8 186L7 187L6 184L3 183ZM21 181H23V180H21ZM55 181H54V183H55ZM31 182H32V180H31ZM41 182H42V184H45V185L47 183V181L45 183H43V181H41ZM66 182L68 185L69 181H67V178H66ZM66 182H64V183H66ZM180 182H183V184ZM77 183L80 184L79 182H77ZM42 184H41L40 189L44 190V189H42V188H44V185L42 187ZM62 184H63V182H62ZM15 185H17V184H15ZM15 185L11 186V187H14V190H15ZM51 185H52V182H51ZM21 186H19L20 189H21ZM75 186L78 187L79 185H76V183H75ZM65 187H67L66 184H65ZM78 188H80V187H78ZM60 189H62V188L60 187ZM68 190H69V185H68ZM76 190H78V189H76ZM33 191H35V190H33ZM33 191H31V192L34 194ZM80 191H82V190L80 189ZM11 192H13V191H11ZM14 192H16V191H14ZM58 192H60V191H58ZM54 194H52V196H54ZM3 195L0 198L3 199V197L5 198V197L11 196V195L10 196H5V195L3 196ZM17 195H19V193H17ZM58 195H56V196H58ZM180 195H183L184 198H187L189 200V202L186 204V206H184L178 200V198H179L178 196H180ZM14 196H16L15 193H14ZM14 196H11V197H13V200L14 201L16 200L17 202L19 201L21 203L20 204L18 202L20 207L17 206V208H21L22 211L24 213H27V216H28L27 210L28 209L30 210V207L27 206L28 203H26V200H24L22 196L21 197L23 200H19V198H20L19 196H16L19 198L14 199ZM106 196L107 197L110 196L109 200H108V198H106ZM35 197L38 201L34 199ZM28 198H27V200H28ZM106 199H107V202L109 201V203H107V202H105V203L110 204V206L108 205L109 206L107 209L108 212L106 211L107 207H104V200H106ZM112 200H114V198ZM5 201H9L8 204L11 203L10 198H7V200H5ZM16 201L14 203H16ZM39 203L41 205V202H39ZM188 206H190V208L192 210L188 209ZM5 207H6V209H9V207H7V206H5ZM36 208H34V210ZM38 209H37V211H38ZM34 210L32 209L30 211L34 212ZM37 211H35V213L33 214L34 216H30V212H29L28 220L30 218L31 221H33L32 217L33 218L34 217L37 218L38 216L40 217L41 215ZM188 211H191V217H189V215L186 214V212H188ZM19 212L20 213L17 216L23 215L22 217H24V214L20 215L21 211H19ZM36 212L39 214L38 216H35L37 214ZM45 212H44V214H46ZM103 213H106V215H108L107 213H109L111 215V216L108 215L107 217H105L106 215L104 216L105 222H104V220H100V216ZM44 214L42 215V218H43ZM54 214L55 213H53V216L55 218ZM60 214H61V216H60ZM117 214L118 213H116L114 215H117ZM1 215H3V214H1ZM119 215H122V213L118 214V216ZM5 216H4V220L6 218ZM27 216L25 218H27ZM51 216H52V213L48 214L47 218L50 217L52 219ZM174 216L175 217L179 216V219L181 216V220L178 221V219H177V221H174V220H176V219L173 220ZM22 217H20V218L22 219ZM121 217H118L120 219H117V220L121 221ZM47 218H45V219H47ZM4 220H3V224H0L1 226L4 225V223H5ZM28 220L26 221L24 219L23 221L19 220L20 222L19 221L18 222L21 225V222L22 223L24 221L28 222ZM55 220L53 219L51 222H54ZM31 221L29 220L30 223L29 222L28 223L31 225H33V224L35 225L36 223H34V222H36L37 220L35 221V219H34L33 224ZM18 222L16 224H18ZM38 222H40V224H41V222L43 223L44 221L38 220ZM55 223H56V221H55ZM55 223H52V225ZM120 223H119V225H120ZM8 224H9V222H8ZM24 224H22V225H24ZM47 224H48V222H47ZM49 224L51 227L47 226L48 227L47 230L50 231L51 229H49V228H52V225H51V223H49ZM26 225H27V223H26ZM56 225H57V223H56ZM115 225H117V223ZM8 226H10V225H8ZM10 227H12V226H10ZM16 227L19 229V226L16 225ZM38 227H39V225H38ZM38 227L36 226V228H38ZM20 228H22V229H19V230H22L23 232H25L23 229L27 230L30 228V226L27 227V229L24 227H20ZM53 228H55V227H53ZM16 229H15V231H16ZM34 229L32 228L33 231H34ZM2 230L5 231V229H2ZM19 230H17V232ZM43 230H44V228L42 227V232H43ZM170 230H172V231H170ZM1 231H0V236H2ZM29 231L28 232L26 231V235H27V233L29 234ZM46 231L43 233V235L48 234V233H46ZM49 231H47V232H49ZM54 231H56V230H54ZM37 232H38V229L35 231V233H37ZM11 233H12V231L9 233L10 236H12ZM14 233L16 234V232H14ZM14 233H12L14 236H18V234L15 235ZM22 233H20V234H22ZM30 233H32V231H30ZM35 233H33V234L36 235ZM3 235H5L4 232H3ZM26 235L24 234L23 239L26 238L25 237ZM29 235H28V237L31 238V236H29ZM52 235H50V236H52ZM55 235H56V233H55ZM20 236L21 235H19V237ZM47 236L49 237V235H47ZM47 236H45V237H47ZM6 237L7 236H5V238ZM133 237H130V238H133ZM5 238L2 237L0 239L4 240ZM9 238H12V237H9ZM13 238H15V237H13ZM21 238H19V239L23 240ZM35 238H36V236H35ZM17 239H16V242L18 241ZM164 239H165V237H164ZM260 240H263V238ZM0 241H2V240H0ZM2 242H5V243H3L5 245L8 243V240H7V242H6V240L2 241ZM62 242H63V240H62ZM65 242H67V241L65 240ZM8 244L13 245V243L10 244V242ZM17 244L18 243H16V245ZM0 245H2L1 242H0ZM4 245H2V246H4ZM9 245L8 246L5 245V246L10 248V250H11V247H9ZM19 245H20V243H19ZM5 246H4V248H5ZM15 247L14 246L12 247V248H14L13 250H15ZM0 249L2 250L1 246H0ZM5 249H7V248H5ZM145 249H146V247H145ZM7 250H5V253L6 252L8 253L10 251L9 249H7ZM13 250L9 253L14 252ZM15 252L13 254H15ZM0 253H1V251H0ZM7 253L3 254V255H5V259H6ZM9 255H11V254H9ZM79 255H80V253H79ZM0 261H1L0 263H2V264L7 263L5 261L3 263L2 260H0ZM90 263L92 264V262H90Z\"/></svg>",
    "mask_w": 264,
    "mask_h": 264
},
{
    "label": "trees",
    "instance_id": "16d2710c",
    "mask_svg": "<svg viewBox=\"0 0 264 264\" xmlns=\"http://www.w3.org/2000/svg\"><path fill=\"white\" fill-rule=\"evenodd\" d=\"M257 5H258V4H256V6H257ZM261 5H262V7H264V2H262Z\"/></svg>",
    "mask_w": 264,
    "mask_h": 264
}]
</instances>
